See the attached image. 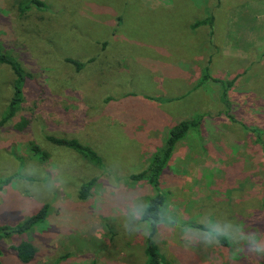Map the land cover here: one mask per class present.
I'll list each match as a JSON object with an SVG mask.
<instances>
[{"label": "rangeland", "instance_id": "rangeland-1", "mask_svg": "<svg viewBox=\"0 0 264 264\" xmlns=\"http://www.w3.org/2000/svg\"><path fill=\"white\" fill-rule=\"evenodd\" d=\"M41 1L21 13L25 0H0V48L33 78L22 86L27 127L17 129L16 114L0 122V180L9 178L0 227L47 205L29 229L0 233V264H143L150 227L170 264H264L243 243L185 247L189 226L171 222L231 223L264 239V15L256 18L250 4L257 0H220L216 9L214 0ZM208 14L216 18L211 35L206 24L193 27ZM205 69L223 83L233 79L228 106L220 98L225 83L203 81ZM14 78L0 64V120ZM189 116H201L198 127L175 143L158 189L132 181L168 127ZM48 136L76 138L101 165ZM156 191L165 200L151 226L139 214ZM21 241L35 248L26 262L13 249Z\"/></svg>", "mask_w": 264, "mask_h": 264}, {"label": "trees", "instance_id": "trees-1", "mask_svg": "<svg viewBox=\"0 0 264 264\" xmlns=\"http://www.w3.org/2000/svg\"><path fill=\"white\" fill-rule=\"evenodd\" d=\"M27 3L23 5L22 3H19V10L22 12H26L24 10H27L31 7L39 8L44 5V3L41 0H25ZM211 17L207 16L203 20L195 21L193 23V27L201 25V24H208ZM66 61L73 64L76 69H79L82 67L83 63L78 62L77 60L71 59V58H65ZM0 64H5L9 67L10 71L12 72L14 78L13 82V93L12 96L9 99L7 109L5 113L3 114L0 122L3 123L10 117L14 116L15 114L17 117H19L16 127L17 129H22L27 127V123L29 121V113L26 111H20L21 108V102H23V93H22V86L25 84L27 80H33L31 75L24 71L22 68L23 66L21 63L14 57L8 54L7 52H3L0 48ZM206 68V67H205ZM39 83L42 84L43 78L39 76ZM203 81L209 79L212 82H215L216 84H220V86H224L222 90H220V98L224 105V107L228 106V101H226L225 98V88H228L230 84L232 83L233 79H230L228 81H221L220 79L216 77L209 76L206 73V69L202 75L201 78ZM36 97V96H35ZM35 99V98H34ZM201 116H194V117H186L181 118L175 121L171 126L168 127L167 135L163 139V144L158 149H155L153 152H151L149 157V165L145 170L140 171L136 174H131L129 178L132 181H140L143 180L145 183L150 186L154 187V189H158L159 186V178L160 174L165 168L168 160L170 159V156L172 154L174 145L177 141L181 140L186 132L190 129H196L199 124V119ZM47 140L50 141V143L58 146H63L69 149H72L76 151L77 153L81 154L83 158H85L88 162L92 163L93 165L99 167L101 165V159L99 155L88 145L80 143L76 138H64V137H56V136H48ZM33 150L37 151V145L35 143H30ZM9 181V178L0 180V189L6 185ZM94 183V179H89L83 184L80 185L78 190V197L79 198H85ZM156 189V190H157ZM165 200V196L163 193L156 191L152 196L148 197L145 205L142 209V211L139 214V220L140 221H147L148 224L151 226L158 221L161 220V208L163 206ZM47 205L43 204L39 207V209L26 218L24 221H22L19 224H16L14 226H2L0 227V233L1 234H8V233H20L22 231H25L29 229L32 225L40 222L46 214ZM171 222L179 225H187L189 227H200L202 226L200 223H195L192 221L188 222H182L177 220H171ZM153 230L152 227H150V231L147 233V237L144 238V248H143V254H144V261L143 264H167L164 260L162 255L160 254L156 244L152 240V234ZM221 243H226L225 240H221ZM13 249L16 253V256L19 260L26 262L30 260L34 253L35 248L32 244L26 241L18 242L16 245L13 246Z\"/></svg>", "mask_w": 264, "mask_h": 264}, {"label": "clouds", "instance_id": "clouds-1", "mask_svg": "<svg viewBox=\"0 0 264 264\" xmlns=\"http://www.w3.org/2000/svg\"><path fill=\"white\" fill-rule=\"evenodd\" d=\"M174 223V222H173ZM200 227H185L181 237L185 247L200 244L206 247L219 246L221 240L230 244H244V248L251 256H264V239H260L255 232L245 233L240 226L226 223L223 225L200 221ZM147 237V234H145ZM186 238V239H185ZM237 250H241L237 248Z\"/></svg>", "mask_w": 264, "mask_h": 264}, {"label": "crops", "instance_id": "crops-1", "mask_svg": "<svg viewBox=\"0 0 264 264\" xmlns=\"http://www.w3.org/2000/svg\"><path fill=\"white\" fill-rule=\"evenodd\" d=\"M260 3V0H257V1H254V4H253V2L252 3H250L251 5H252V7H254V12H255V14H254V16H256V18H258V19H260L263 15H264V5L263 4H261L262 5V7L259 9V4ZM219 5H220V0H214V1H211V2H209V7L210 8H214V9H216L217 7H219ZM230 5V4H229ZM229 5H227L226 7H225V10L221 13V16H220V18L222 19V21H223V24L226 26V22L228 23L227 24V26L230 24V23H232V17H231V14H232V8H231V6H229ZM231 10V11H230ZM243 16H242V19L240 20L241 21V25H242V20L245 18V16H247L246 15V13L245 12H240ZM207 16H209V17H211V19H210V21H209V23L208 24H206V27H207V32H208V34L209 35H211V34H214L215 33V31H217L216 30V28H215V22H216V18L213 16V15H211V14H208ZM206 16V17H207ZM250 16V15H249ZM252 16V15H251ZM205 17V18H206ZM201 25H204V24H201ZM201 25H198V26H201ZM208 25V26H207ZM170 253V252H169ZM160 254L163 256V254L160 252ZM190 254H192L191 252H190ZM173 255V254H172ZM171 255V253L170 254H168V256H172ZM174 257V256H173ZM175 258V257H174ZM163 259H164V256H163ZM165 261V260H164ZM167 264H170V263H168V262H166Z\"/></svg>", "mask_w": 264, "mask_h": 264}]
</instances>
